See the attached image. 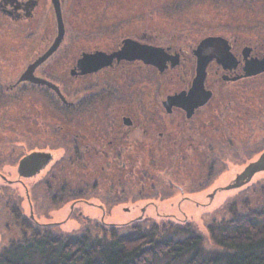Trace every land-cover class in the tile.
Instances as JSON below:
<instances>
[{"label": "flooded vegetation", "instance_id": "1", "mask_svg": "<svg viewBox=\"0 0 264 264\" xmlns=\"http://www.w3.org/2000/svg\"><path fill=\"white\" fill-rule=\"evenodd\" d=\"M75 2L0 0V209L13 220L22 209L91 200L101 209V197L134 192L191 198L209 189L218 161L262 153L258 37L158 41L142 25L116 35L114 47H71L68 39L98 37L74 34ZM207 38L215 40L202 51ZM73 218L86 221L81 211Z\"/></svg>", "mask_w": 264, "mask_h": 264}, {"label": "rangeland", "instance_id": "2", "mask_svg": "<svg viewBox=\"0 0 264 264\" xmlns=\"http://www.w3.org/2000/svg\"><path fill=\"white\" fill-rule=\"evenodd\" d=\"M70 10L75 12L74 17L70 15V21L77 27L74 34L88 35L93 32L94 34L89 35H98L96 39L93 38L89 41L78 38L68 39L71 47L82 46L87 49L95 46L114 47L118 42L116 35L119 37L118 34H137V31L143 29V26L144 29L150 31L151 37H156L158 41L165 37L169 40L179 38L180 35L182 37L187 35L189 39H193V37L200 39L208 34L227 36L241 34L238 36L240 39H253L255 42L258 37L260 43L264 44V0H76L74 6H70ZM139 14L144 17L139 19L131 17V15ZM145 25L147 26L145 27ZM46 111L47 109L44 110L45 114ZM56 119L54 118V120ZM259 150L260 148L257 147L250 149L246 151L247 154L236 159L235 162L218 161L219 165L213 167L214 175H216L211 179L209 189L200 191L197 196L191 198L186 199L179 196L166 199L152 196L139 197L137 192H134L133 197L130 195L118 196L117 199L101 197V209L96 207L99 204L97 200L90 199L91 203L95 204L93 207L88 205L82 206L83 209H68L69 204L59 205L51 209H35L37 211L31 213V216L28 215V209H22L23 215L29 219V223L33 226H38L37 222L49 221V224L54 223L55 226L48 224L40 226H46L45 229L49 227L51 231L63 233V235L69 234V236L82 232L85 227L94 223L125 226L134 223V221L137 222L143 217H149L156 220L158 218L169 219L183 224L185 221H190L201 230L203 237L202 231L205 232L203 226L210 221L212 216L219 220L225 218L226 212L223 209H226L231 202L237 200L239 207L242 205L244 208V201L251 205L258 202L255 201V197L264 189V173L254 175L238 190L220 191V189L230 182L233 183L236 175L256 159L253 156ZM258 154L260 153L258 152ZM58 155H61V151H58ZM183 172L188 176L190 170L185 168ZM110 204L113 205L109 207ZM9 210L0 209V246L5 235V225L11 229L14 228L12 227L14 221ZM76 211H81L86 221L75 220L73 213ZM214 211L216 213L212 215ZM56 223L58 230L55 228ZM52 227L54 229H50ZM204 238L208 242L209 238L206 234ZM4 239L7 240V237Z\"/></svg>", "mask_w": 264, "mask_h": 264}, {"label": "trees", "instance_id": "3", "mask_svg": "<svg viewBox=\"0 0 264 264\" xmlns=\"http://www.w3.org/2000/svg\"><path fill=\"white\" fill-rule=\"evenodd\" d=\"M255 201H244L245 208L233 201L223 209L225 218L212 216L202 231L209 245L190 221L88 222L69 236L13 212L18 229L5 225L0 264H264V189Z\"/></svg>", "mask_w": 264, "mask_h": 264}, {"label": "water", "instance_id": "4", "mask_svg": "<svg viewBox=\"0 0 264 264\" xmlns=\"http://www.w3.org/2000/svg\"><path fill=\"white\" fill-rule=\"evenodd\" d=\"M58 29H62L61 23L59 22L58 19ZM61 40V37L59 35V37L56 39L55 45H58L59 41ZM215 39H211V38H207L204 41L201 42V46H202V51L204 50V47H206V45L208 44L209 41H213ZM125 47H128L127 43L125 44ZM144 51H148L145 50L143 48H141ZM152 49V48H150ZM50 53H47L46 56H48ZM204 67V61H202V68ZM258 173H264V150L262 151V153L259 154V156L252 162H250L244 169L242 172L238 173L233 181L230 182L228 185L224 186L223 188L220 189V191H225V190H238L239 188H241L240 186L246 184L247 182H249L252 177ZM215 191H213L214 193ZM215 194V193H214ZM213 194L210 196V198L212 199ZM144 211L142 210V213Z\"/></svg>", "mask_w": 264, "mask_h": 264}]
</instances>
